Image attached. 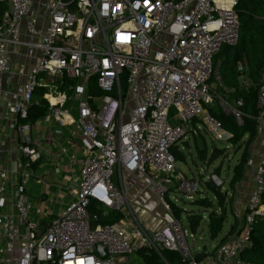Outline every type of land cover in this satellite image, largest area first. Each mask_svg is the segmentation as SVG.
<instances>
[{"label":"built area","instance_id":"2783aa9c","mask_svg":"<svg viewBox=\"0 0 264 264\" xmlns=\"http://www.w3.org/2000/svg\"><path fill=\"white\" fill-rule=\"evenodd\" d=\"M0 3L8 6L0 23V99L10 127L23 135L28 126L18 121L27 118L35 92L44 88L49 113L75 125L85 153L75 199L43 229L30 217L25 185L14 186L13 207L27 239L15 248V220L0 214L1 250L10 251L0 264H132L130 255L143 248L160 256L161 251L177 252L186 264H205L192 246L191 230L172 217L175 184V191L188 195L199 191L192 179L179 176L175 182L172 148L186 138L185 125L196 118L215 139L229 140L220 121L204 109L214 100L241 123V113L215 90L226 87L214 68L221 48L238 43L237 0H39L45 17L33 10L34 0ZM20 47L24 60L33 64L26 81L9 90L4 87L13 76L9 54ZM236 71L248 76L247 63L237 61ZM70 79L77 82L70 84ZM91 79L101 96L88 92ZM66 82L72 97L58 89ZM254 84L256 120L264 138V81ZM69 99L76 102L73 118L65 107ZM20 149L24 167L39 159L36 148ZM117 174H123L120 180L146 176L163 219L166 214L172 218L161 228L144 226L136 203L116 183ZM5 177L0 167V179ZM253 182L241 229L214 247L215 264H255L241 256L252 247L255 221L264 217V149L254 164ZM109 211L119 218L101 223Z\"/></svg>","mask_w":264,"mask_h":264},{"label":"crops","instance_id":"0c3cea01","mask_svg":"<svg viewBox=\"0 0 264 264\" xmlns=\"http://www.w3.org/2000/svg\"><path fill=\"white\" fill-rule=\"evenodd\" d=\"M34 1L35 4L33 10L36 13H38V15H40L41 17L42 16L45 17V11L41 9L40 6L37 5V1L39 0H34ZM24 52L25 49L23 47H20L16 50H12L9 54V62H10L9 66L11 71L13 72V76L10 80L4 83V87L6 89L11 90L16 86L22 85L27 79V74L29 73L30 68L33 64V60L26 62L23 58ZM217 57L218 54L214 58L215 59L214 64L217 65L218 67V65L222 60V56H220L216 62ZM217 67L215 66V69H217ZM262 74H261V78H262ZM249 78H250L249 75L245 77L243 75L238 74L239 85H241L244 88L248 87L251 84L250 82L251 78L250 79ZM66 89L64 88L62 89V91L66 92L67 95H70V97H72V93L69 90L67 91ZM137 94L141 96L142 89H140V91ZM38 97L42 98V95ZM35 99H34V103L38 101V98ZM70 102H72L75 106H76V102L73 99H69L65 105V107L68 108L69 115L71 116V118H73L76 115V107L70 104ZM4 108H5L4 100L0 99V167L6 170V177L4 179H0V198L4 199V206L0 208V214H8L13 216L16 224L15 238L13 240V244L14 247L17 248L26 242L27 236L23 224L21 223L19 218L15 215V210L13 207V195H12V190L14 186L19 183H23L25 185L26 191L29 195L33 207L30 217L36 221L39 229H43L53 218L60 215L64 211L65 207L68 206L69 203H71L75 199L76 187L79 179V171L85 153L81 146L79 140V134L75 129V125L69 121H65V122L58 121L55 117H53L48 111V103L45 114L39 119L35 121H30L28 119H22L18 121L20 125L25 124L26 126H28V128L25 129V131L23 132V135H21L16 129H12L10 127L11 118L8 115L4 114L5 113ZM198 121L199 119L196 118V121H193L194 125L193 123L185 125V128L187 130V136L176 145L175 150L184 156L183 160H185L186 157L183 151L186 152L189 151L190 150V148H188L189 145L193 146V144L194 147L196 146V148L199 150L200 148L197 147V141L199 139H204V137L202 136V132L204 131V129L202 128L201 124ZM195 125L197 126V128ZM259 135L261 134L259 133ZM191 140L192 143H190ZM254 142L256 144L255 149H253L252 154L249 153L250 156H248L243 176L234 185L233 188L234 195L232 194L233 192H231L232 194L231 197H233V199L229 202V204L225 205L224 207L225 220L227 216V211H229L233 216L232 222L229 224V229L222 236H220V233L222 232V229L224 227V222H225L224 220L222 229L218 233L216 238H211L208 227V214L210 210H214L216 213H219L221 210L220 206L219 209L217 210L215 208L206 209L202 206L196 205V207L204 209L203 210V212L205 213L204 215L202 214L203 212L202 213L195 212V213L200 214L202 218L201 220L202 223L203 222L207 223L206 224L207 236L209 240H215L216 243V244L213 243L210 244L209 248H207V244H201L195 248L194 244L192 243V246L195 249H197L198 252H200L198 254L199 260L203 261L205 264H215L212 257V251L214 247L217 246L219 243H222L223 241L227 240L234 232H238L241 229V226L243 224V217L245 214L246 201L250 191L253 189L254 186V182H253L254 164L258 160L260 152L264 149V138L259 140V138L257 137L254 139ZM23 145H29L36 148V150L40 154L39 159L35 161H31L28 167L23 166L26 160L20 149V147ZM199 159L202 160L201 158ZM30 167H33L37 171L44 169L45 171L49 172L50 174L49 173L48 174L50 177L53 178L52 181L54 182L51 184H46L45 189L42 188V178L36 176L33 172H30ZM214 174L218 176L219 171H217ZM178 176L179 175H177V172H175L176 183L178 182L177 181ZM142 177H146V176H142ZM126 178L123 180L116 178V180L118 179L119 182L118 185L126 190L129 199H132L137 205L139 204V201L143 199V197H146L145 195L149 191L147 188L144 189V187H136V185L132 184L129 181L128 177ZM144 180H146L147 183L149 182L147 178H144ZM201 181L202 183L204 182V177H202ZM130 184L133 187L132 190H134L133 193L131 192V194L133 195L132 198H131L132 195L128 194V186H130ZM148 187H149V183H148ZM51 190L55 191L59 195V197L65 199V201H62L61 203L62 205L64 204V207L61 208L60 210H57L56 212L50 210L49 206L48 207L46 206L45 203L46 201L43 202L45 199H47V195L51 192ZM149 193L151 195V191ZM231 194H228V196H230ZM204 197L208 198V195H201V192L200 195L198 193L197 197L195 196L196 200ZM231 197H229L228 199H230ZM213 198H215L214 195ZM209 199L211 198L209 197ZM174 205L177 208H181L177 204ZM140 207L142 208L143 212L147 213L143 218L140 219L142 223L144 222L146 223L144 226L150 228H161L163 225L167 223L166 220L167 218L163 219V215L165 213H163V210L158 205H157V210L163 213L159 218L151 217V215L147 211L148 207L147 209L144 208V205L143 206L140 205ZM183 209L184 208H182V210ZM149 212H151V210H149ZM189 215L190 214L188 213V216ZM186 227L189 228L188 220ZM191 232L194 235L191 242H194V237L196 233L199 234L203 233L202 230L199 229L196 230L195 232L193 231ZM216 240L218 241L216 242ZM9 256H10V251L9 250L2 251L0 244V257L8 260Z\"/></svg>","mask_w":264,"mask_h":264},{"label":"trees","instance_id":"16d2710c","mask_svg":"<svg viewBox=\"0 0 264 264\" xmlns=\"http://www.w3.org/2000/svg\"><path fill=\"white\" fill-rule=\"evenodd\" d=\"M8 6L6 3H0V23L3 14L7 11ZM235 11L239 20L240 36L238 43L235 46H224L217 54L222 56V60L218 65V73L221 77L223 84L226 87V91H221L219 88L215 89L216 92L229 104L232 108L237 109L241 113V123L239 124L232 113H225L223 111L217 112L214 109L207 107L208 112L216 117L225 132V136L231 135L229 138L230 144H235L240 141L244 136L248 138H254L257 132V114L256 98L257 90L255 84H250L244 88L238 83V72L236 71V62L239 60L245 61L248 65V75L253 82L261 80V74L264 69V0H237ZM215 60V59H214ZM215 62V61H214ZM68 82V80H67ZM65 85H59L58 89H66L68 83ZM76 79H70L69 83H76ZM88 92L94 96H101L102 92L97 88L93 79L89 82ZM125 91L126 87L123 85ZM45 92L44 88L38 89L34 97L38 98V101L33 103L29 110L27 118L30 121H35L42 117L46 112L47 103L44 99L38 97ZM36 100V99H35ZM215 103H217L214 100ZM219 106V105H218ZM196 121L192 120L191 123ZM199 122V121H198ZM200 123V122H199ZM196 126V125H195ZM197 128V126H196ZM176 146L172 148L175 160L184 158L179 152L175 150ZM206 150L199 149L198 156L202 160L205 159ZM221 150L212 148L211 160L218 157V153ZM248 159V152L243 150L238 163L233 168L231 184H236L243 176L245 166ZM219 168L216 169V172ZM204 185L212 192L216 199V203L220 206V212L216 213L214 210H210L208 214V227L211 238H216L218 233L222 229L223 222L225 220V204L223 193L219 187H215L211 181L205 180ZM264 201V196H263ZM195 205L202 206L206 209H213L214 203L209 198L197 199ZM173 211L177 216L182 212V209L177 208L172 204ZM93 210L92 207H89ZM120 214L109 211L107 218L101 220V223H110L119 218ZM189 229L195 232L202 220L200 214L191 213L188 217ZM252 247L246 250L242 254V259L250 261L255 264H264V217L257 219L253 225L251 232ZM165 252L169 259H172L173 264H186L175 260L174 253L170 251H161V255H158L153 249L143 248L138 250L135 255L141 258V261L145 264H164Z\"/></svg>","mask_w":264,"mask_h":264},{"label":"rangeland","instance_id":"374dc122","mask_svg":"<svg viewBox=\"0 0 264 264\" xmlns=\"http://www.w3.org/2000/svg\"><path fill=\"white\" fill-rule=\"evenodd\" d=\"M220 56L221 55L219 53L218 57L216 58V62ZM215 66L217 67V65L214 64V68H215ZM217 69H218V67H217ZM217 69H215L216 73H218ZM262 80L264 81V70H263V74H262ZM250 82H251V84L255 83L252 80H250ZM84 99L86 100V98H84ZM70 104L75 106L72 102H70ZM207 107H210L217 112L223 111L220 109L218 104L215 103L214 101L211 102L210 105H204L205 110L207 109ZM129 108L130 107L128 106L127 110H129ZM199 122H200L202 128L204 129V131H206L205 130L206 128L200 119H199ZM204 131L202 132V136L204 137V139H199L198 141L196 139V141H197V147L198 148H200V149L204 148L206 150L205 160H200L198 158L199 157L198 156V154H199L198 149L196 148V146L194 147V144H193V146L189 145V147H188V148H190L189 151H187V152L183 151L185 156H186L185 160L177 159L175 162L177 175H179V176L185 175L182 177H186L188 179H190L191 177H194L191 179H193V181L198 182L197 187L199 189V191L193 192V193H191V195H188V193L181 191V190L175 191V187H177L178 184L177 185L175 184L174 188L171 189L173 191L171 193V195H173V198H175V200H176V201L173 200L175 202V204H177L179 207H181L180 209H182V208L185 209V210L183 209L184 211L182 210V212L179 214V216H177L175 214V212L172 211V217L173 218H181V221H182L184 226H187L186 217H188V213L189 214L195 213V212L202 213L204 210L203 208H198L195 205V203L197 201L195 196L197 197L198 193L200 195V192H201V195H208V198L210 197L212 199V202L215 204L214 208L217 210L219 209V205L216 203V199L213 198V194L210 192L208 187L204 185V182L202 183V181H201L202 177H204V181L208 180L207 177H208L209 173H216V168L218 167L219 168L218 176L222 180V184L220 185V190L223 193V197L225 198L224 199L225 205L229 204V202L233 199V197H231L232 194L234 195L233 188H234L235 184L230 183L234 166L237 164L238 159L241 157V154L243 153L244 149L247 150L248 156H250L249 153L252 154L253 149H255V145H256L254 142L255 138L258 137L259 140L263 138L262 133L260 132L258 127H257V132H256V135L254 138L250 139L248 137H243L240 141H238L235 144H230L229 141H225V140H217L211 134H209L207 131L206 132H204ZM259 133L261 135H259ZM198 137H200V136H198ZM193 141H194V139H193ZM190 143H192V140L190 141ZM212 147H216L218 150L222 151V152L218 153L219 154L218 157H216L214 160H211V158H212L211 157L212 156L211 155ZM30 172H33L36 176H39L42 178V188H44V189H45L46 184H51L54 182V181H52L53 178L49 176L50 173L45 171L44 169L37 171L33 167H30ZM119 176H123V174H117L116 178H119ZM128 178L132 184L136 185V187H144V189L147 188L149 192L151 191L150 187H148L147 181L144 180V178H146V177H142L139 174H133V175H129ZM116 183L119 184L118 179L116 180ZM132 188L133 187L130 184V186H128V194L129 195H132L131 192L132 193L134 192V190H132ZM149 192H147V194L145 195L146 197H143L144 200L143 199L140 200L139 204H137L135 206V210H134L135 214L140 219L143 218L147 214L146 212L142 211V208L140 207V205H142V206L144 205V208L147 209V207H148V209L151 210V212H149V210L147 209V211L151 215V217H158L159 218L164 213V212L163 213L159 212L157 210V204H156V201L153 197L152 191H151V195ZM231 192H233V193L231 194ZM228 194H231V195L228 196ZM132 197H133V195L131 196V198ZM229 197H231V198L228 199ZM128 198H129V196H128ZM227 199H228V201H227ZM130 200H132V199H130ZM62 201H65V199L62 197H59V195L55 191L51 190V192L47 195V199H45L43 202L46 203L47 207L49 206L50 210L56 212L57 210H60L61 208L64 207V204L63 205L61 204ZM227 208H228V206H227ZM202 214L204 215L205 213L203 212ZM172 217L170 216V218H172ZM166 218L170 219L167 214H166ZM232 218H233L232 214L229 211H227L226 220L224 222V227L222 229V232L220 233V236H222L229 229V224L232 222ZM145 224L146 223L144 222L143 225H145ZM206 224L207 223H204V222L202 223V221H200V224H199L197 230L198 229L202 230L203 233L202 234H199V233L195 234L194 242H191L194 244L195 248L201 244H207V248H209L210 244H212V243L216 244L215 240H209V238L207 236V227H206L207 225ZM217 241L218 240H216V242ZM167 253L168 252H165L164 264H173L172 259H169V257H167V255H166ZM171 253H174L175 260L180 262V254L177 252H171ZM129 262H132V264H134V262H138V264H141V259L138 258L135 254H133V255H130Z\"/></svg>","mask_w":264,"mask_h":264},{"label":"water","instance_id":"95a60500","mask_svg":"<svg viewBox=\"0 0 264 264\" xmlns=\"http://www.w3.org/2000/svg\"><path fill=\"white\" fill-rule=\"evenodd\" d=\"M211 183L215 186V187H219L222 184V180L214 173H209L208 177H207ZM96 250L98 251L100 256H103L104 252H103V246L100 244H97L96 246ZM52 264V263H50Z\"/></svg>","mask_w":264,"mask_h":264}]
</instances>
